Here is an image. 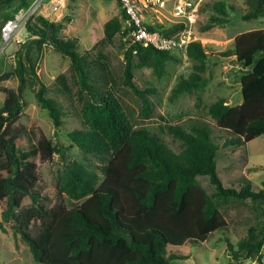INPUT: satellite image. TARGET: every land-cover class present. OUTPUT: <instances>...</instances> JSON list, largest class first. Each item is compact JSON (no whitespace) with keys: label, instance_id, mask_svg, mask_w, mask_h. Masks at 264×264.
Returning a JSON list of instances; mask_svg holds the SVG:
<instances>
[{"label":"trees","instance_id":"obj_1","mask_svg":"<svg viewBox=\"0 0 264 264\" xmlns=\"http://www.w3.org/2000/svg\"><path fill=\"white\" fill-rule=\"evenodd\" d=\"M30 4L31 0H0V12L6 7L18 11ZM245 5L242 10L230 0L216 1L212 5L214 14L201 29L225 26L229 12L240 13L244 21L264 18V0H245ZM122 15L124 19L123 11ZM36 19L41 29L32 33L41 41L33 48L50 45L68 57L81 90L88 94L82 108L84 128L68 134L84 159L71 163L58 184L59 192L83 202L73 209L50 207L38 190L41 177L33 159L36 153L20 151L25 88L28 84L37 86L36 100L49 112L57 130L62 126L63 110L48 97L47 84L38 74L31 52L26 60L24 56L18 58V51L14 70L0 73V92L4 96L0 149L5 157L0 163V200H8L0 231L5 232V222L13 220L39 264H171L174 259L189 258L175 254L185 243L203 247L217 232L230 230L217 200L264 201V188L254 191L246 176L237 180L239 189L224 186L217 169L220 137L208 124L192 121L188 127L167 126L168 132L184 143L180 153L150 130L135 129L116 96L91 84L88 57L79 52L77 41L60 38V24L41 15ZM123 19L115 17L105 23L104 43L111 45L122 34ZM127 42L123 84L143 100L149 113V95L154 89L140 88L135 83L136 61L138 67L152 68L157 78H163L167 63L177 61L178 56ZM187 54L196 63L189 76H182L174 86L171 99L207 84L203 75L209 69L208 47L195 42ZM219 56L234 58L243 71V101L232 106L220 98L208 106V113L216 121L217 130L229 134L224 147L246 145L264 136V29L240 33L233 49ZM13 77L18 79L17 88L2 85ZM37 153L42 161H48L55 154H65V148L43 135ZM92 158L105 164L102 179L91 169ZM199 176H209L216 188L212 196L198 181ZM263 247L264 222L262 227H250L236 248L228 244L230 264L241 259L263 264Z\"/></svg>","mask_w":264,"mask_h":264},{"label":"rangeland","instance_id":"obj_2","mask_svg":"<svg viewBox=\"0 0 264 264\" xmlns=\"http://www.w3.org/2000/svg\"><path fill=\"white\" fill-rule=\"evenodd\" d=\"M33 0H31L32 2ZM197 1V0H194ZM218 0H202L198 30L203 45L209 50V69L204 73L206 86L192 92L180 93L171 99L174 86L182 76L188 77L196 63L188 54L178 56L175 62L167 63V73L157 78L152 68H134V81L140 88H151L149 95L151 110L147 113L143 100L136 96L123 84L126 56L129 44L124 35H117L111 45L104 43V25L112 18H122V7L118 0H65V6L57 15L46 17L41 12L31 18L20 37L24 43L10 42L6 46L0 41V73H10L16 66V54L22 45L36 37L32 31L41 29L36 17L43 16L46 20L60 24L58 34L63 39H74L79 44V52L88 57V70L92 76L91 84L101 90L112 92L133 124L135 129L146 128L160 136L177 153L184 149V143L171 135L168 125L182 124L188 127L192 121L206 123L219 136L221 145L217 155V169L223 184L227 188L239 189L240 177L246 176L253 183V190L264 188V136L241 146L224 147L229 134L217 130V124L208 113V106L220 98H225L232 106L242 103L241 79L244 75L234 58H224L220 53L233 49L237 35L255 29H264V18L244 21L240 13L229 12V23L203 31L202 25L214 14L212 5ZM246 9L245 0H230ZM17 12L6 7L0 12V29L5 22ZM30 26V28H28ZM2 38V34H1ZM11 47H14L13 49ZM11 48V49H10ZM37 72L46 82L48 97L54 99L63 110L62 126L56 129L49 112L43 110L37 102L35 92L37 86L28 84L24 90L25 107L20 124L24 129L21 152L35 154L34 160L41 177L39 191L46 198L50 207L62 205L73 209L83 202L70 199L65 193L59 192L58 184L66 168L73 162L83 161L84 154L69 139V132L84 128L82 108L88 100L87 92L81 90L79 78L72 69L70 59L64 57L50 45L42 49L32 48L31 51ZM8 88H17L18 79L2 84ZM4 96L0 92V107ZM65 148V154H55L51 160L42 161L37 153L42 136ZM5 161L0 149V163ZM91 169L99 178L104 177V163L92 158ZM198 181L209 195L216 192L209 176H199ZM217 203L230 225L229 231H219L200 247L187 242L175 250L188 254L189 259L174 261L173 264H230L227 250L228 244L237 247L252 226L262 227L264 222V201H238L235 199L217 200ZM8 200H0V219L6 210ZM6 231H0V264H39L33 257L30 247L15 229L13 220L5 222ZM228 240V241H227ZM264 264V247L262 249ZM233 264H260L254 260L241 259Z\"/></svg>","mask_w":264,"mask_h":264},{"label":"built area","instance_id":"obj_3","mask_svg":"<svg viewBox=\"0 0 264 264\" xmlns=\"http://www.w3.org/2000/svg\"><path fill=\"white\" fill-rule=\"evenodd\" d=\"M125 14L122 35L142 47L177 56L188 53L190 44L201 42L198 23L202 0H119ZM65 6V0H33L2 26V40L24 43L20 37L28 22L41 12L50 18Z\"/></svg>","mask_w":264,"mask_h":264},{"label":"water","instance_id":"obj_4","mask_svg":"<svg viewBox=\"0 0 264 264\" xmlns=\"http://www.w3.org/2000/svg\"><path fill=\"white\" fill-rule=\"evenodd\" d=\"M53 28V25H51V29ZM41 39L39 37H34L30 39L27 43H25L20 51L18 52V58L21 59L22 56L27 60L30 50L33 47H37L40 44Z\"/></svg>","mask_w":264,"mask_h":264},{"label":"crops","instance_id":"obj_5","mask_svg":"<svg viewBox=\"0 0 264 264\" xmlns=\"http://www.w3.org/2000/svg\"><path fill=\"white\" fill-rule=\"evenodd\" d=\"M11 48L13 49L14 47H11ZM11 48H10V49H11ZM175 254H180V253L175 252ZM181 254H182V253H181ZM186 255H188V254H186ZM187 259H189V258H187ZM178 260H186V259H174V260H172L171 264H173L174 261H178Z\"/></svg>","mask_w":264,"mask_h":264}]
</instances>
